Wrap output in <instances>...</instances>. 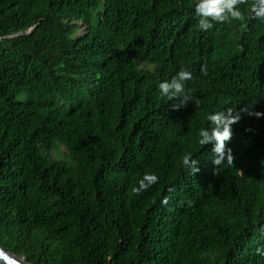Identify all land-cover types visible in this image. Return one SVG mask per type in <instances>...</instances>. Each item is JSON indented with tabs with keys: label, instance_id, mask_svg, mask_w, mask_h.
I'll return each mask as SVG.
<instances>
[{
	"label": "trees",
	"instance_id": "1",
	"mask_svg": "<svg viewBox=\"0 0 264 264\" xmlns=\"http://www.w3.org/2000/svg\"><path fill=\"white\" fill-rule=\"evenodd\" d=\"M241 10L201 31L194 0H0V247L29 264H264V116L241 113L219 174L198 143L210 112L264 113V21ZM181 69L199 106L172 110L158 86ZM145 173L159 181L135 196Z\"/></svg>",
	"mask_w": 264,
	"mask_h": 264
},
{
	"label": "clouds",
	"instance_id": "2",
	"mask_svg": "<svg viewBox=\"0 0 264 264\" xmlns=\"http://www.w3.org/2000/svg\"><path fill=\"white\" fill-rule=\"evenodd\" d=\"M246 6L250 14V18L264 21V0H194L195 15L199 17L198 28L201 31H208L217 23H231L233 21L243 22L246 17L241 10V6ZM246 28V25H245ZM201 72L206 74V68L201 67ZM193 79L190 71L181 69L170 80L159 83V91L163 97H166L171 104L172 110H180L189 103L199 106V99L194 95V90L186 88V82ZM241 113L250 116L261 117L264 113L253 111L246 105L235 111L233 107H227L226 111H214L207 115L209 127L199 130L198 143L201 147L211 144L214 153L211 163L213 164V174H219L222 165L234 167L235 157L230 148L226 145L232 138L231 126L239 122ZM199 161L193 158V153L186 154L182 157V166L190 170L189 174L193 175L199 172ZM159 181V177L154 173H145L143 178L138 181V185L132 187L131 192L135 196H139L147 191L155 183ZM174 189L169 188V192ZM170 196H165L161 200L162 206L170 205ZM155 203V202H154ZM169 210H171L169 208ZM257 253L264 256V250L257 249Z\"/></svg>",
	"mask_w": 264,
	"mask_h": 264
},
{
	"label": "water",
	"instance_id": "3",
	"mask_svg": "<svg viewBox=\"0 0 264 264\" xmlns=\"http://www.w3.org/2000/svg\"><path fill=\"white\" fill-rule=\"evenodd\" d=\"M0 264H29L25 262L22 256L4 250L0 247Z\"/></svg>",
	"mask_w": 264,
	"mask_h": 264
},
{
	"label": "rangeland",
	"instance_id": "4",
	"mask_svg": "<svg viewBox=\"0 0 264 264\" xmlns=\"http://www.w3.org/2000/svg\"><path fill=\"white\" fill-rule=\"evenodd\" d=\"M83 31V28L82 27H79V28H77V30L75 31V33H81ZM59 149L60 150H64V148H63V146L62 145H59Z\"/></svg>",
	"mask_w": 264,
	"mask_h": 264
}]
</instances>
